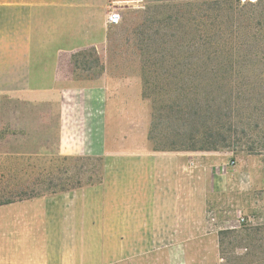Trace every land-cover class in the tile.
I'll list each match as a JSON object with an SVG mask.
<instances>
[{
	"label": "crops",
	"instance_id": "1",
	"mask_svg": "<svg viewBox=\"0 0 264 264\" xmlns=\"http://www.w3.org/2000/svg\"><path fill=\"white\" fill-rule=\"evenodd\" d=\"M187 1L0 0V95L48 106L61 146L96 144L101 162L71 198L0 206V264H216L209 169L145 139V106L107 76L109 11Z\"/></svg>",
	"mask_w": 264,
	"mask_h": 264
},
{
	"label": "rangeland",
	"instance_id": "2",
	"mask_svg": "<svg viewBox=\"0 0 264 264\" xmlns=\"http://www.w3.org/2000/svg\"><path fill=\"white\" fill-rule=\"evenodd\" d=\"M257 2L147 3L121 12L108 49L111 87L131 90L147 110L143 137L164 149L191 147L209 169L216 264H264V5L253 9ZM217 7L232 15L219 34L209 23ZM57 119L46 105L0 95V153H29L1 155L0 187L9 175L10 186L35 198H71L100 183L98 146H61Z\"/></svg>",
	"mask_w": 264,
	"mask_h": 264
},
{
	"label": "trees",
	"instance_id": "3",
	"mask_svg": "<svg viewBox=\"0 0 264 264\" xmlns=\"http://www.w3.org/2000/svg\"><path fill=\"white\" fill-rule=\"evenodd\" d=\"M238 1H240V0H238ZM215 4H218V2L216 1ZM263 5H264V0H258V2L256 4L252 5V8L253 9L261 8ZM219 8L220 7H217L216 10H213L212 13L214 14V17L209 19V23L213 25L212 26L213 30H215V31H213V30L210 31V33L217 32L219 34V29L222 28V26H221L222 23H224V25H225V22H222V19L224 17L225 18L226 17H229V18L232 17V15L228 14V13H225V15H221V13H219V10H220ZM211 15L212 14L210 13V16ZM208 30H209V28H208ZM243 46H244V48H246V46L244 44H243ZM189 148H191V147H189ZM18 153L23 155V156L24 155H29V153H25V152H18ZM18 153L2 152V153H0V157H1V155H4L6 157H10V156H12L14 154H18ZM0 178H1L0 181L2 182V180H4V176L0 175ZM11 181H16V180L14 178H11L8 175V181H7L8 184H4V185H2L0 187V206L6 205V204H12V203H16V202H21V201H24V200H29V199L35 198V196H33V194L35 192L34 190L30 191L27 187L21 186L19 184H13L12 186H10L9 182H11ZM2 184H3V182H2Z\"/></svg>",
	"mask_w": 264,
	"mask_h": 264
},
{
	"label": "built area",
	"instance_id": "4",
	"mask_svg": "<svg viewBox=\"0 0 264 264\" xmlns=\"http://www.w3.org/2000/svg\"><path fill=\"white\" fill-rule=\"evenodd\" d=\"M121 20H122V16L121 13L118 11L113 10V11H109L106 14V22L110 26L119 25L121 23ZM239 219L241 222H244V218L240 217Z\"/></svg>",
	"mask_w": 264,
	"mask_h": 264
}]
</instances>
